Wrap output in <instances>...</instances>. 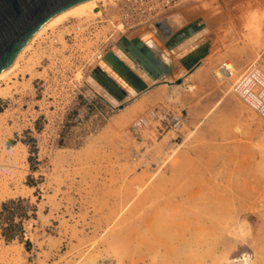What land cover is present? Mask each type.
<instances>
[{"label":"rangeland","instance_id":"obj_1","mask_svg":"<svg viewBox=\"0 0 264 264\" xmlns=\"http://www.w3.org/2000/svg\"><path fill=\"white\" fill-rule=\"evenodd\" d=\"M178 11L214 38L206 86L194 82V104L172 110L183 113L181 145L149 140L144 116L111 108L88 81L102 46L143 30L106 23L73 36L69 21L94 16L66 20L0 84V210L18 198L36 207L24 239L0 233V264H241L245 254L264 264V120L216 75L223 63L264 70V0Z\"/></svg>","mask_w":264,"mask_h":264},{"label":"water","instance_id":"obj_2","mask_svg":"<svg viewBox=\"0 0 264 264\" xmlns=\"http://www.w3.org/2000/svg\"><path fill=\"white\" fill-rule=\"evenodd\" d=\"M85 1L88 0H0V73L12 65L18 53L40 27L59 13ZM172 16L173 14L157 20L149 28L163 41L165 48L177 56L187 74H191L208 55L209 44L202 43L192 53L181 57L179 47L184 39L193 34L194 26L188 25L174 31V26L171 25ZM163 53L149 45L141 36L132 39L122 36L102 61L111 67L137 98L158 84L183 83L182 77L168 80L172 77L173 67ZM118 54L122 55L125 61ZM90 78L99 86L105 87L109 95L120 102L115 110L124 109L131 101L127 100V92L119 88L103 68L95 67Z\"/></svg>","mask_w":264,"mask_h":264},{"label":"built area","instance_id":"obj_3","mask_svg":"<svg viewBox=\"0 0 264 264\" xmlns=\"http://www.w3.org/2000/svg\"><path fill=\"white\" fill-rule=\"evenodd\" d=\"M195 0H106L97 4L92 18L69 21L67 31L73 36L93 32L103 24L110 23L122 31L150 30L149 26L172 13L181 4ZM197 1V0H196ZM138 37V36H137ZM120 40V39H119ZM109 48L103 47L95 56L96 67L103 60ZM222 82L229 85V92L239 98L260 119L264 120V70L259 66H249L239 73L220 64L218 73ZM183 113L167 109L153 110L144 117L140 132L146 130L149 140L162 141L169 138L172 144H182ZM142 142V140L138 141ZM146 152V150H145Z\"/></svg>","mask_w":264,"mask_h":264},{"label":"bare ground","instance_id":"obj_4","mask_svg":"<svg viewBox=\"0 0 264 264\" xmlns=\"http://www.w3.org/2000/svg\"><path fill=\"white\" fill-rule=\"evenodd\" d=\"M100 1L103 2V1H106V0H88V1H85V2H83V3H81V4L77 5V6H75L73 8H71L69 10H66L64 12L59 13L58 15H56L55 17H53L52 19H50L48 22H46L34 34V36L32 37V39L27 43V45L24 47V49L22 51H20V53H18V55L16 56V58H15L14 62L12 63V65L9 68H7L4 72H1L0 73V84H2V82H4V79L8 75H10L16 69V66L18 64V60L20 59V57L28 49H30V47L33 45V43L35 42V40L38 39L42 34H44L47 30L52 29V28L60 25L61 23H63L66 20L68 21L69 19H80V18H82L84 16H90V15L93 16V14L97 11V8H98V5L97 4ZM171 14H169V15H171ZM192 15L193 14H191V16ZM186 18L187 17H184L183 13H179V11H178V13L173 14L172 20H171V22H172L171 25L174 26V31L181 30L183 27L188 26V25L189 26L190 25L194 26L193 34L190 35L189 37H187L186 39H184L182 45L179 47V49H180L179 52H181V57H184V56L188 55V53L189 54L192 53L193 50H196V47L198 45H200L202 43H206V42L209 44V48H208V52L209 53L208 54H210L211 53L210 40L213 38L212 37L213 29L211 28L212 26L210 27L209 24L206 23L204 19H203L204 21L202 19H200V22L199 23H196V24L193 23V22L188 24V18L187 19ZM192 19L195 20L196 22H198L197 21L198 15L196 17L192 18ZM137 33L140 34L139 36H141L143 38V40H145L146 42H148L149 45H151L152 47H155L156 49L160 50L161 53H163V51H165L166 53H163V54L166 56L167 60L171 61V64H172V67L173 68H175V65H178L179 63L182 64L176 58L177 56H175L174 54L172 55L171 54L172 52L169 49L165 48L163 41L161 39H159V37H157L156 34H154L152 32V30L138 31ZM211 41H213V40H211ZM187 48H189V49H187ZM118 55H119V57L121 59L124 60V58H123L122 55H120V54H118ZM177 61H178V64H176ZM203 63H204V59L202 60L201 65H199L192 73H194L196 70H199L201 68V66H202ZM99 65H100L101 68H103L106 71V73L108 74V76L111 77V79L113 80V82L115 84H117L119 88H122V89H124L127 92V94H128L127 95V100L130 99L131 101H129L126 105L130 104L133 101L135 102V99H136L135 97L136 96H134V94L131 92L130 88H128V86L110 69L111 67L107 66L103 61H100L99 62ZM227 65H226L227 68L233 69L231 67L232 65L230 66V64H228V63H227ZM218 72H216V75L217 76H219L218 75ZM191 74H189V73L187 74V71L185 70V72L181 75V77L182 78H185L186 76H189ZM194 76H193V81H194V78H195ZM181 77H178V78H181ZM170 78L171 77H169L168 80L169 81H172L173 79L171 80ZM88 81L90 82V84L92 85V87L100 94V95L99 94L98 95L101 96L103 98V100L106 101L110 105L111 108L114 109V108H116L120 104L119 101L115 100L114 98H112L109 95V93L106 91L105 87L99 86L98 84L94 83V81L91 80L90 76L88 77ZM193 83L194 82H192V84H188L187 83L188 84L186 86L188 88L187 90L191 91L194 88V84ZM149 85H151V84H149ZM8 89H9L8 87L7 88L0 87V98L3 97L6 94V90H8ZM149 94H151V93H149ZM155 110H161V109H155ZM183 126H184V123L182 124V129H181L182 132H183ZM141 133H143V134H145V136L149 137V133L146 130H142ZM167 143L168 144L169 143L172 144L171 142H167ZM180 145H181V143H180ZM179 148H177V150ZM177 150L175 151L176 153L178 152ZM234 260L240 262L241 264H251L252 263L251 262L252 261L251 256L250 255H247V254H245L243 256H239V257H237Z\"/></svg>","mask_w":264,"mask_h":264},{"label":"crops","instance_id":"obj_5","mask_svg":"<svg viewBox=\"0 0 264 264\" xmlns=\"http://www.w3.org/2000/svg\"><path fill=\"white\" fill-rule=\"evenodd\" d=\"M200 69H205L203 68V64ZM200 69L196 70L191 75L186 76L184 78L183 83L180 85L158 84L157 86L151 88L149 92L147 91L145 94H142L141 96L136 98L135 102L133 101L130 104H128L127 107L133 110L135 116L137 117L135 119V122L139 123L142 116L144 117L147 116L151 111L155 109L173 110L175 107L180 106L183 108L191 104H194V101L192 100L193 96L187 90L186 86L188 84H192V82H195L196 86L198 87L206 86V79L203 77L204 75L200 74L201 73ZM206 70L208 71V69ZM176 73H177V69L173 68L172 77L170 78L171 80L172 79L175 80L178 78V77L176 78ZM193 76L195 77L194 81H193Z\"/></svg>","mask_w":264,"mask_h":264},{"label":"trees","instance_id":"obj_6","mask_svg":"<svg viewBox=\"0 0 264 264\" xmlns=\"http://www.w3.org/2000/svg\"><path fill=\"white\" fill-rule=\"evenodd\" d=\"M36 207L25 199H15L4 202L0 210V233L1 236L11 241L24 239V220L34 215Z\"/></svg>","mask_w":264,"mask_h":264}]
</instances>
